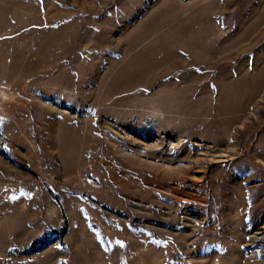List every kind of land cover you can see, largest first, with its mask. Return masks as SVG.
Returning <instances> with one entry per match:
<instances>
[{
	"label": "rangeland",
	"instance_id": "obj_1",
	"mask_svg": "<svg viewBox=\"0 0 264 264\" xmlns=\"http://www.w3.org/2000/svg\"><path fill=\"white\" fill-rule=\"evenodd\" d=\"M0 264H264V0H0Z\"/></svg>",
	"mask_w": 264,
	"mask_h": 264
},
{
	"label": "snow or ice",
	"instance_id": "obj_2",
	"mask_svg": "<svg viewBox=\"0 0 264 264\" xmlns=\"http://www.w3.org/2000/svg\"><path fill=\"white\" fill-rule=\"evenodd\" d=\"M197 71H199V69H197ZM21 195H23V193H21ZM10 199L11 200H16L17 199V197H15V196H12V197H10ZM122 246V245H121ZM57 247H59V245H57Z\"/></svg>",
	"mask_w": 264,
	"mask_h": 264
},
{
	"label": "bare ground",
	"instance_id": "obj_3",
	"mask_svg": "<svg viewBox=\"0 0 264 264\" xmlns=\"http://www.w3.org/2000/svg\"><path fill=\"white\" fill-rule=\"evenodd\" d=\"M1 95H2V97H3L4 99H6V98H7V96H6V93H5V92L1 91Z\"/></svg>",
	"mask_w": 264,
	"mask_h": 264
},
{
	"label": "trees",
	"instance_id": "obj_4",
	"mask_svg": "<svg viewBox=\"0 0 264 264\" xmlns=\"http://www.w3.org/2000/svg\"><path fill=\"white\" fill-rule=\"evenodd\" d=\"M42 248H44V247H42ZM42 248H40V249H42Z\"/></svg>",
	"mask_w": 264,
	"mask_h": 264
}]
</instances>
